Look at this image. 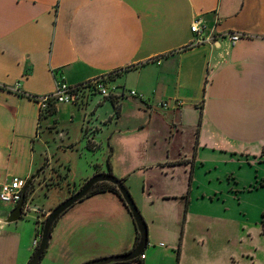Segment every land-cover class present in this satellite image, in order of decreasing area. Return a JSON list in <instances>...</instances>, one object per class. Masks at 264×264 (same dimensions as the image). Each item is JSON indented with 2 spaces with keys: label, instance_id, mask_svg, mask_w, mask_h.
<instances>
[{
  "label": "crops",
  "instance_id": "0c3cea01",
  "mask_svg": "<svg viewBox=\"0 0 264 264\" xmlns=\"http://www.w3.org/2000/svg\"><path fill=\"white\" fill-rule=\"evenodd\" d=\"M98 77L120 95L101 100L86 86L78 104L57 103L41 119L35 98L55 79ZM64 122L82 134L65 148L82 140L106 163L80 181L122 179L147 224L144 257L112 264H264V0H0V185L41 168L43 127ZM4 207L0 264H27L52 208H36L42 218L31 225L6 222L13 207ZM81 211L59 240L83 239L93 225L108 234L75 264L135 246V224L112 191Z\"/></svg>",
  "mask_w": 264,
  "mask_h": 264
},
{
  "label": "rangeland",
  "instance_id": "374dc122",
  "mask_svg": "<svg viewBox=\"0 0 264 264\" xmlns=\"http://www.w3.org/2000/svg\"><path fill=\"white\" fill-rule=\"evenodd\" d=\"M95 96L102 99L101 95L98 93H95L93 97ZM61 131L68 132V136L65 135L63 137H59V132ZM79 137H82V134L80 133V129L77 127L76 123L67 126L65 122L61 123L56 131L52 130L51 132L43 127L40 138V142H42L43 145L38 143V147L41 146L43 161L40 166H44V169L30 184L25 200V206L28 210L23 213L20 221H23L26 224L36 225V221H39L38 218H42L40 211L36 208L40 210L54 208L59 202L67 198L73 192L77 191L87 180L84 179L80 181L81 177L85 176L86 171L89 172L94 169L93 164L100 162L103 164L104 168L106 167L105 161H101L100 150L87 148L86 143L82 140L81 145L76 142L72 147L65 148ZM201 170L205 171L204 168H201ZM223 170L224 169H217V174L219 176L224 175L225 171L222 172ZM35 173L36 171L34 174ZM204 176H206V174ZM93 195H96V193L75 203L60 216L53 227L48 247L39 264H75L77 258L84 251L90 249L95 250L101 246L100 241L103 237H101L100 234H108V228L106 229L104 226L97 228L93 225L91 231L83 234V239H81L82 237L79 233H75V235L72 236L68 235L63 241L58 239L66 219L73 213L75 218H81L82 215H84L81 209L86 205L90 197H93ZM100 195L101 194H97V196ZM105 204H108V202ZM3 207L4 205L0 204V209ZM123 207L125 208L124 205ZM4 208L6 209L7 207ZM112 210H114V213L117 212L115 208ZM128 215L130 217V214ZM117 219L122 233L124 219L121 213L117 215ZM130 219L133 223L132 217H130ZM104 220L106 221V218ZM96 236H98V238H96Z\"/></svg>",
  "mask_w": 264,
  "mask_h": 264
},
{
  "label": "water",
  "instance_id": "95a60500",
  "mask_svg": "<svg viewBox=\"0 0 264 264\" xmlns=\"http://www.w3.org/2000/svg\"><path fill=\"white\" fill-rule=\"evenodd\" d=\"M44 169V166L39 168L35 174H33L22 189V197L17 205L9 211L8 215L5 218L6 222L16 221L21 218L23 213V205L25 204V192L28 186L31 184L33 179ZM99 182H108L116 187L118 190L121 199L126 205L133 222L135 224L136 231L138 233V240L135 246L128 252L111 255L106 257H100L86 261L82 264H112V263H125L132 261L137 258L140 254L143 253L144 249L147 246L148 242V229L147 224L141 215L132 195L130 194L127 187L124 185L123 180L117 178L110 172H100L89 177L80 188L70 194L67 198L59 202L54 208H52L49 213L45 216L39 236V243L35 250L33 251L31 257L29 258L27 264H39L43 255L46 252V249L51 238V232L54 225L60 216L65 213L70 207L75 203L81 201L86 196L90 194L95 184Z\"/></svg>",
  "mask_w": 264,
  "mask_h": 264
},
{
  "label": "built area",
  "instance_id": "2783aa9c",
  "mask_svg": "<svg viewBox=\"0 0 264 264\" xmlns=\"http://www.w3.org/2000/svg\"><path fill=\"white\" fill-rule=\"evenodd\" d=\"M190 30L191 32L196 34V36H200L204 32V27L201 25L199 19H195L190 25ZM227 37L233 43L240 38V35L238 33H231L227 35ZM214 41H216V37L211 39L212 43ZM86 86L88 87L90 86L93 89H95L98 92V94L101 95L102 97L101 100L103 99L109 100L117 95H120V94H116L115 87L109 88L104 83V77H98L78 85H70L65 81L55 79V87L53 92L35 98V101L39 105V116L42 117L46 113V110L51 105L55 106L57 103L78 104L81 98L80 92ZM129 95L136 96L138 94L136 91L130 90ZM26 181H27L26 178H15L12 179L11 181L1 184L0 203L4 206H11L14 208L22 197V189L26 184ZM27 210L28 209L24 204L23 211H27ZM38 243H39V239L33 241L34 249L37 247ZM143 257L144 255L141 254L140 258Z\"/></svg>",
  "mask_w": 264,
  "mask_h": 264
},
{
  "label": "trees",
  "instance_id": "16d2710c",
  "mask_svg": "<svg viewBox=\"0 0 264 264\" xmlns=\"http://www.w3.org/2000/svg\"><path fill=\"white\" fill-rule=\"evenodd\" d=\"M55 107L54 105L50 106L47 110H46V113L41 117L42 118H45L47 116H49L53 111H54ZM28 181V180H27ZM26 181V182H27ZM29 187L30 185L28 186V188L26 189V192H25V200H26V195H27V192L29 190ZM106 190H109V191H112L113 193H115L116 195H118L120 197V194L118 192V190L116 189V187L108 182H99L97 184H95V186L93 187L92 191L90 192L89 195H92V194H95V193H99V192H103V191H106ZM88 195V196H89ZM87 197V196H86ZM121 199V197H120ZM122 200V199H121ZM123 201V200H122ZM124 203V202H123ZM137 240H138V233H137V236H136V243H137ZM135 243V244H136ZM35 250V249H34ZM143 254V253H142ZM141 255V254H140ZM139 255V256H140ZM139 257L133 259V260H138Z\"/></svg>",
  "mask_w": 264,
  "mask_h": 264
}]
</instances>
